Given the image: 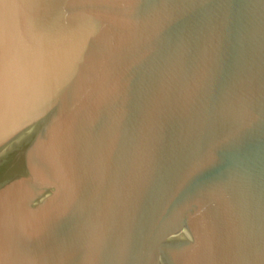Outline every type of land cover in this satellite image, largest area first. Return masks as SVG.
<instances>
[{
	"label": "water",
	"instance_id": "obj_1",
	"mask_svg": "<svg viewBox=\"0 0 264 264\" xmlns=\"http://www.w3.org/2000/svg\"><path fill=\"white\" fill-rule=\"evenodd\" d=\"M0 264H264V0H0Z\"/></svg>",
	"mask_w": 264,
	"mask_h": 264
}]
</instances>
